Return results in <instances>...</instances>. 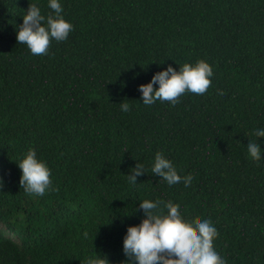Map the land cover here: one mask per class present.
<instances>
[{"label":"trees","instance_id":"obj_1","mask_svg":"<svg viewBox=\"0 0 264 264\" xmlns=\"http://www.w3.org/2000/svg\"><path fill=\"white\" fill-rule=\"evenodd\" d=\"M58 2L73 31L37 56L17 33L30 4L54 15L50 0H0V264H136L124 237L157 199L210 221L226 264H264V0ZM200 60L214 73L204 95L143 104L140 85ZM30 149L58 192L21 187ZM157 152L190 186L155 176Z\"/></svg>","mask_w":264,"mask_h":264},{"label":"clouds","instance_id":"obj_2","mask_svg":"<svg viewBox=\"0 0 264 264\" xmlns=\"http://www.w3.org/2000/svg\"><path fill=\"white\" fill-rule=\"evenodd\" d=\"M54 11L47 17L41 14L36 4H30L27 14L23 16V24L17 33L18 44H26L33 55L43 56L49 54L51 42L66 41L73 31V25L63 16V8L58 0H50L48 5ZM46 21V25H45ZM213 68L209 63L200 60L194 66L184 64L179 72L171 65L165 71L157 72L150 83L140 85L141 99L146 106L154 105L157 101H167L173 106L180 102V97L186 93L204 95L212 86ZM159 85L158 89L154 86ZM219 95H224L218 90ZM121 110H131L130 104L122 102ZM255 136L264 138V130H256ZM250 156L257 162L262 159L260 144L250 141L247 145ZM22 170L20 185L26 194L44 196L46 191H59L53 187L50 169L46 163L37 157L34 149H30L25 158L18 163ZM132 174L127 175L132 185H137V177L146 173L143 164L138 163ZM152 172L162 178L169 186L183 183L190 186L193 176H181L173 163L160 152L156 153ZM5 187L0 177V191ZM163 205V207H161ZM167 209L164 214L163 209ZM178 204L171 201L165 203L157 199L155 202L144 200L139 204L143 210L144 219L138 226L127 229L124 237V255L136 264H226V261L214 250L213 241L218 236L217 229L210 221L196 218L186 221ZM87 237L88 233H84ZM86 264H109L106 258L99 255L90 258Z\"/></svg>","mask_w":264,"mask_h":264}]
</instances>
